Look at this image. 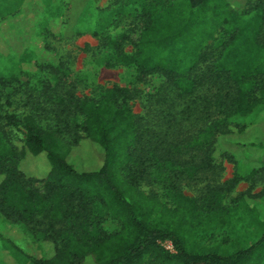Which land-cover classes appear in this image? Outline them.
<instances>
[{
    "label": "trees",
    "instance_id": "1",
    "mask_svg": "<svg viewBox=\"0 0 264 264\" xmlns=\"http://www.w3.org/2000/svg\"><path fill=\"white\" fill-rule=\"evenodd\" d=\"M169 1V12L144 5L136 31L110 37L105 47L113 60L108 53L99 62L161 74L183 99L199 88L217 87L220 93L211 102L227 104L221 113L241 115L242 132L251 124L247 132L252 139L237 151L242 160L227 153L240 168L227 187L212 188V197L199 207L179 184L212 167L216 135L226 116L192 139L171 141L167 136L175 135L169 129L151 126L132 113L130 91L117 85L96 98H62L65 105L55 110L52 126L39 125L32 115L8 114L6 124L23 130L25 144L19 153L0 129V213L27 224L40 216L48 224L43 243L51 252L35 258L34 264H243L263 246L264 237L233 255L221 254L192 241L189 227L199 215L226 212L224 192L264 173V0L255 7L259 16L246 22L229 15L224 0ZM223 25L227 27L216 42L222 46L219 59L200 74L185 76L195 71L197 62L209 61L203 46L215 40ZM127 40L134 53L123 50ZM247 81L249 93L244 92ZM0 90V98L10 93L6 84ZM240 99L243 103L236 104ZM204 110L209 118L216 114ZM192 143L202 159H181ZM25 158L32 164L29 170L21 166ZM142 181L162 184L174 206L164 205L157 193L140 191ZM96 205L121 228L102 232L93 215ZM166 241L172 242L173 251Z\"/></svg>",
    "mask_w": 264,
    "mask_h": 264
},
{
    "label": "rangeland",
    "instance_id": "2",
    "mask_svg": "<svg viewBox=\"0 0 264 264\" xmlns=\"http://www.w3.org/2000/svg\"><path fill=\"white\" fill-rule=\"evenodd\" d=\"M257 3L258 0H224L225 7L228 5L231 10L229 15L242 22L259 16ZM148 4L157 9L166 8L164 12L173 7L169 0H0V86L6 84L10 91L0 98V129L21 153L25 134L7 125L6 115H32L39 125L52 126L57 121L55 110L59 112L65 105L62 98H96L115 85L130 91L131 98L127 102L132 113L151 126L169 129V133L175 135L167 136L171 141L192 139L209 124L226 116L227 121L221 122L216 135L218 142L212 167L179 184L180 190L202 207L212 197L211 189L227 187L240 168L227 153L236 154L238 160H242L237 151L240 144L252 139L247 132L251 124L242 132L245 122L241 115L221 113L227 104L211 102V96L220 93L217 87L199 88L193 96L183 99L178 96L181 91L168 86L161 74H144L136 66L118 63L106 66L99 62L108 53V60H113L105 47L106 41L134 33L143 7ZM226 27L218 28L215 40L204 44V50L211 57L209 61L197 62L195 71L185 76L198 75L219 59L222 46L216 42ZM122 47L126 53L136 50L130 40ZM181 76L184 75L178 77ZM248 82L244 86L247 93L252 87ZM242 103L240 99L236 104ZM205 108L216 114L209 118ZM196 144L192 143L189 146L192 150L181 159L194 155L201 160V151L193 149ZM21 166L29 170L32 164L25 158ZM2 179L0 175V182ZM138 189L146 194L157 193L164 205L174 206L162 184L142 181ZM221 204L227 208L226 212H215L211 217L199 215L192 220L189 227L192 241L212 251L233 255L264 237V173H258L251 180H241L233 189L225 191ZM93 215L102 232L111 233L121 228L120 222L101 205L95 206ZM42 219L39 216L33 224H27L0 213V264H34L35 258L51 252L52 248L44 247L48 224ZM246 261L243 264H264V244L257 255Z\"/></svg>",
    "mask_w": 264,
    "mask_h": 264
},
{
    "label": "built area",
    "instance_id": "3",
    "mask_svg": "<svg viewBox=\"0 0 264 264\" xmlns=\"http://www.w3.org/2000/svg\"><path fill=\"white\" fill-rule=\"evenodd\" d=\"M164 245L166 246V248H168V249H170V250H174V248H173V245H172V242H170L169 243V245H166L165 243H164Z\"/></svg>",
    "mask_w": 264,
    "mask_h": 264
}]
</instances>
